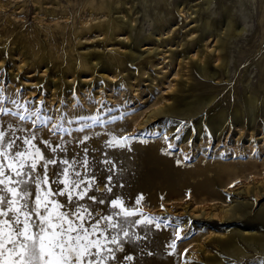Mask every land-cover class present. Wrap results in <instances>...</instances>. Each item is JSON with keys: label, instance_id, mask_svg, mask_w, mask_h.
Returning a JSON list of instances; mask_svg holds the SVG:
<instances>
[{"label": "rangeland", "instance_id": "1", "mask_svg": "<svg viewBox=\"0 0 264 264\" xmlns=\"http://www.w3.org/2000/svg\"><path fill=\"white\" fill-rule=\"evenodd\" d=\"M125 1L117 3L128 14L130 5H124ZM215 1L231 6V17L245 31L229 43L232 58L228 74L213 79L198 73L196 58L190 59L192 53L183 56V62H176L169 51H183L194 36H188L194 24L186 26L190 18L185 19L186 10L180 12L177 5L183 8L187 2L192 5L201 0H169L168 5L150 0L146 13L138 5L135 31L128 39L120 34L115 40L110 35L99 36L94 26L123 14H96L88 9V0H0V108L10 110L7 115L0 113V129L8 131L11 126L9 136L14 131L15 137L34 131L36 143L50 140L53 146L63 140L66 152L46 154L77 161V169L86 178L94 174L99 187L95 195L98 200L105 198L94 207L102 215L119 211L111 207L113 199H122L126 207L136 210V216L114 217L129 235L119 232L123 251L109 244L116 260L108 264H217L215 258L222 264H264V251L256 245L249 246L243 256H229L216 241L225 239L232 226L246 228L245 223L264 208V0H249L245 12L236 0ZM222 11L207 16L219 19L225 14ZM167 20L174 25L172 32L155 38L170 36L185 47L166 43L157 47L156 42L145 45L139 51L142 58L128 61L126 71L116 77H108L103 67L82 73L77 70L67 79L71 90L66 88L62 70L74 61L80 62L89 53H128L129 47L118 41L132 46L135 36L154 34L155 27L161 31ZM215 47L210 40L207 57L218 69L222 61H214ZM42 57L49 61L36 63ZM52 80L59 81L56 87H50ZM182 84L189 90L181 98L201 100L203 109L194 116L159 113L176 102L173 96ZM11 101L29 112L39 109L41 118L51 119L43 126L33 124L35 116L22 121L11 112L28 113ZM246 102L257 103L258 114L252 123L246 121ZM219 113H225L227 120L222 134L210 126V118ZM241 115L243 125L236 126ZM90 116H98L103 123L76 131L82 123H91L81 121V117ZM64 128L71 129V134L62 131ZM85 136L90 139L80 143ZM113 136L130 137L129 147H109ZM85 156L87 169L80 163ZM105 160L115 165L113 173L108 172L112 165ZM225 165L236 170L242 166L254 169L224 187L215 176ZM107 187L112 191L106 192ZM140 196L143 199L136 204ZM80 203L92 202L86 198ZM238 204L246 205L247 211L231 218ZM141 220L145 223H136ZM255 226L261 228L262 224ZM244 233L252 231L245 229Z\"/></svg>", "mask_w": 264, "mask_h": 264}, {"label": "snow or ice", "instance_id": "2", "mask_svg": "<svg viewBox=\"0 0 264 264\" xmlns=\"http://www.w3.org/2000/svg\"><path fill=\"white\" fill-rule=\"evenodd\" d=\"M11 103L28 113L11 112L22 121L35 116L33 124L39 122L43 126L51 119L41 118L39 109L29 112L24 105L16 101ZM9 112L7 108H0L2 114ZM84 120L91 123H82L76 131L83 132L85 128L103 123L98 116L81 117V121ZM53 127L59 130V126ZM9 131L11 126L8 131L0 129V264H108L109 260H116L109 244L116 245V251H123L119 232L122 231L124 237L129 233L114 217L136 216V210L126 207L122 199H113L111 207L119 211L102 215L94 207L105 202L104 197L98 200L95 195L99 187L94 174L86 178L77 169V161L46 154L66 152L63 140L53 146L50 140L40 139L36 143L38 135L34 131L23 137H15L14 131L9 136ZM62 131L70 135L72 130L64 128ZM88 139L90 137L85 136L80 143ZM130 139L113 136L108 146L129 147ZM17 140L21 144H17ZM84 151L87 153L86 148ZM80 163L88 168L86 156ZM104 163L112 165L108 172L113 173V162L105 160ZM50 166H54L51 175ZM111 179L110 175L108 180ZM111 191V187L106 188V192ZM86 198L92 203H80ZM142 199L140 196L136 204ZM171 247L175 248V244Z\"/></svg>", "mask_w": 264, "mask_h": 264}, {"label": "bare ground", "instance_id": "3", "mask_svg": "<svg viewBox=\"0 0 264 264\" xmlns=\"http://www.w3.org/2000/svg\"><path fill=\"white\" fill-rule=\"evenodd\" d=\"M89 8L96 11V14L109 15L111 11H115V13H122V17H117L113 20L101 21L100 23L94 26L95 31L100 33L101 35H110L113 39L120 34H125L126 39H128L132 32L135 31V27L133 26V22L138 20L139 9H137L138 5H141L142 10L146 13L150 6V0H128L124 2V5H130L128 8V14H125L122 10L121 6L117 3L120 0H88ZM137 1V4L135 5ZM165 4H169V0H161ZM238 1V6L243 9V12L246 11V5L250 2L249 0H236ZM215 4V5H214ZM182 4H178L177 8L180 12L186 10L185 19L190 18L189 23L186 26L194 24L191 31H188V36L194 35L190 41V44L186 45L182 43L181 40L176 41L170 36L165 38L161 37L160 40L155 38L156 35L169 34L172 32L173 24L171 20H167L162 23L161 31L155 27L154 34L150 33L147 36L139 37L135 36L132 40V46L126 44L123 40L118 41L119 43L129 47L128 53H121L118 56H112L105 54H85L84 58L80 62L74 61L66 70H62V80H65L66 88L70 91L71 84L67 82L69 76H74L75 72L79 70V73L89 71L96 68L103 67L107 72L108 77H116L117 73L126 71L128 61H137L142 58L143 52H139L143 46H147L150 44H154L156 42L157 47L161 44L166 43L168 46L173 47L175 45L176 48L178 46H183L185 49L183 51H171V57L173 61L183 62L188 55L191 54L190 59H195L194 66L197 68L198 73H200L204 78H218L220 74L227 75L228 68L230 65V59L232 56L229 54L228 46L231 40L235 37L243 35L245 31L244 27H240L231 17L232 7L226 6L224 2L217 3L215 0H201L200 3H194L189 5V3H185L183 8H180ZM213 6L215 9H213ZM223 9L222 13L225 14L219 19H211V16H207V13H215L217 10ZM242 12V11H241ZM220 13V12H219ZM230 14V15H229ZM110 16V15H109ZM125 18H127L125 20ZM98 20V18H97ZM163 31V33H161ZM83 34V33H82ZM98 35V34H97ZM81 37V36H80ZM85 37V36H84ZM106 37V36H105ZM115 40V39H114ZM212 40L216 45L215 52V62L222 61L218 66V69H214L211 65V60L207 57V49L209 47V41ZM162 41V42H161ZM129 42V41H128ZM134 45L136 48H134ZM23 46V45H22ZM145 46V47H146ZM20 49V48H19ZM118 49V48H117ZM152 49V48H151ZM148 50V49H147ZM17 51V50H16ZM168 51V50H167ZM147 54H151V50L149 49ZM43 54V53H42ZM83 57V56H82ZM52 60V59H51ZM49 60L39 58L36 63L48 62ZM180 62V63H181ZM45 64V63H44ZM47 65V63H46ZM51 66V65H50ZM46 67V66H45ZM55 68V66L53 67ZM144 68V67H143ZM83 72V73H84ZM92 73V72H91ZM59 81L52 80L50 82V87L57 86ZM64 84V85H65ZM84 83H82L83 85ZM60 85V84H59ZM81 85V82H80ZM81 87V86H80ZM175 88L174 86H172ZM72 88V87H71ZM60 90V89H59ZM64 90V89H63ZM189 88L182 84L177 89V94L173 96L175 99V103L171 106H167L160 110L159 113L171 114V115H188L194 116L197 115L201 109H203V102L201 100L192 101L190 99H183L180 95L184 94L188 91ZM67 92V90H66ZM245 107L248 110V117L246 121L252 123L254 118L258 114V107L256 102L248 103L246 102ZM235 115H239L238 113ZM236 117V116H235ZM241 120L235 121L237 125H243V116L241 115ZM227 124L225 113H219L215 117L210 118V126L215 133H221L224 127ZM222 134V133H221ZM251 169H254L253 166L241 167L238 170L234 169L230 165L220 166L219 173L215 176V180L221 182V184L226 187L231 182L236 180L238 177H245L246 175L252 174ZM212 190V189H211ZM247 211L246 205L238 204L233 208V212L231 214V218H237L239 213H245ZM247 215V214H246ZM257 222L262 224L261 228L255 226ZM246 228L242 225L232 226V228L228 231L227 237L225 239L216 238V241L221 245V248L224 253H227L229 256L237 255L243 256L245 255L246 250L249 246L256 245L261 251H264V208L259 210L255 215L254 219L249 220L245 223ZM245 229H250L252 231L251 234L244 233ZM236 230H240L241 232H236ZM243 244V247L241 246ZM217 260V264H222V260L220 258H215Z\"/></svg>", "mask_w": 264, "mask_h": 264}]
</instances>
